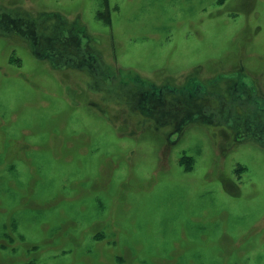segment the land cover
<instances>
[{"label": "rangeland", "instance_id": "1", "mask_svg": "<svg viewBox=\"0 0 264 264\" xmlns=\"http://www.w3.org/2000/svg\"><path fill=\"white\" fill-rule=\"evenodd\" d=\"M0 10V264H264V136L228 125L264 111V0ZM137 75L164 114L138 113L159 98Z\"/></svg>", "mask_w": 264, "mask_h": 264}, {"label": "flooded vegetation", "instance_id": "2", "mask_svg": "<svg viewBox=\"0 0 264 264\" xmlns=\"http://www.w3.org/2000/svg\"><path fill=\"white\" fill-rule=\"evenodd\" d=\"M19 17L20 16H14L13 17L12 14L7 13L6 11L5 12L0 11V26H2V25L5 26L6 24L13 22L14 20H11V18H14L15 21H17V19H19ZM9 26H10V28H13L14 25L10 24ZM12 31H15V29H13ZM67 36L69 37V30H67ZM240 68L241 69L238 70L237 74L239 73V71L245 72L242 69V67H240ZM107 78L112 80L114 77L108 76ZM136 80L148 81L153 86L152 87V93L150 92L149 94L143 95V98L145 100H150V102L152 103V101H153L152 98H154L155 100H156V97L159 98L157 100V102H158L157 104L150 105L145 112H141L138 110V113L146 114L150 110H153L156 115L164 114L165 109H160V108H156V107L163 105V99H166L167 97H171V96H169L167 92L162 93L161 89H157L159 87L155 86L154 83H151L149 81L150 78L146 79L143 76L137 75ZM195 81H197V80H195ZM197 82H199V81H197ZM213 82H215V81H213ZM239 84L241 86L244 85L245 87H247V89L251 87V81H249V84H246V83L243 84L242 82ZM197 85L200 87V83ZM237 85H238V83L234 84L235 90H237ZM242 89H243V87H241L240 90H242ZM228 90H231L230 86L226 89L227 92H228ZM246 92H247V90H246ZM246 92H241V93H246ZM241 93H238L234 90L229 92V94L234 95L235 98H237V96H239ZM174 95H176L175 92L172 94V96H174ZM253 95H256V94H251L249 96H246L247 98L243 97L244 106H238L236 108V110L238 111V114L235 115V116H238L235 119L236 122L240 121L239 116H241L243 113H247L246 115H247L248 119L244 121V126L239 127L238 124H233L231 121L234 118L230 119L228 122L229 127L232 128L230 133H233V141L237 144V146L241 145V142H239V139L244 141L246 139V137L249 139L256 138V137H258L257 133H261V132H262V137L264 136V125H263L264 111H262V107H261L263 103L260 104L261 101H258V103L256 105L253 104L251 106V101L248 99V97L252 98ZM151 96H152V98H151ZM208 111H210V109H203V113H201V116L202 117L206 116V112H208ZM237 111H234V112H237ZM178 115L179 114H176V116H178ZM252 115H253V117H252ZM194 116L200 118L198 115H194ZM262 118H263V122H262ZM182 120L183 119L167 120L166 121L167 125L164 128L169 129L172 126V127H175L178 130V132H181L183 130L186 132H190L192 128H189V125H184L183 123H181ZM199 120H202L204 122L207 121V119H203V118H200ZM195 128L198 129V128H200V126L196 125ZM256 129H258V130H256Z\"/></svg>", "mask_w": 264, "mask_h": 264}, {"label": "crops", "instance_id": "3", "mask_svg": "<svg viewBox=\"0 0 264 264\" xmlns=\"http://www.w3.org/2000/svg\"><path fill=\"white\" fill-rule=\"evenodd\" d=\"M68 37V36H67ZM69 38V37H68ZM75 43H76V41H75ZM75 43L73 44V43H71L72 44V46H73V48L75 47ZM54 52L55 53H57V55L56 56H59L58 55V50L57 49H54ZM69 52V51H68ZM71 52V51H70ZM68 58L67 57H65V61L67 60ZM243 83V82H242ZM243 84H245V82L243 83ZM247 84V83H246ZM198 86V85H197ZM196 86V89L198 90L199 89V86L197 87ZM223 92V94H224V96L227 94V91L226 90H224V91H222ZM228 95H230L229 93H228ZM246 96V95H245ZM241 97H243V94H240L239 96H237V98H235L236 99V101H239L240 102V100H241ZM248 99L251 101V106L254 104V105H256L257 103H258V101H261V99L259 98V96L258 95H253L252 96V99H250L249 97H248ZM226 102L227 101H224V103H223V105H225L226 104ZM226 109V107H224V110ZM223 110V111H224ZM227 111V110H226ZM208 112H210L213 116H216V114H217V111L216 110H214V109H210V111H208ZM201 113H203V109H201ZM219 116V115H218ZM234 119L231 121L233 124H238V126L239 127H243L244 126V121H238V122H236L235 121V119H236V117H238V116H235V115H233L232 116ZM191 118H193L194 120H196V119H200V118H198V117H196V116H192ZM209 119H207V121H208ZM204 122V121H203ZM215 122V121H214ZM229 122V121H228ZM262 122H263V118H262ZM204 124V125H203ZM199 123L198 124V126H200V128H209V126H208V124L207 123ZM263 125H264V122H263ZM200 128H198V129H200ZM230 128V127H229ZM231 129L232 128H230V132H231ZM233 134V133H232ZM245 141V140H244ZM243 143V141L241 142V144Z\"/></svg>", "mask_w": 264, "mask_h": 264}, {"label": "water", "instance_id": "4", "mask_svg": "<svg viewBox=\"0 0 264 264\" xmlns=\"http://www.w3.org/2000/svg\"><path fill=\"white\" fill-rule=\"evenodd\" d=\"M0 11H2V10H0ZM2 12H5V11H2ZM2 27H4V25L0 26V28H2Z\"/></svg>", "mask_w": 264, "mask_h": 264}]
</instances>
